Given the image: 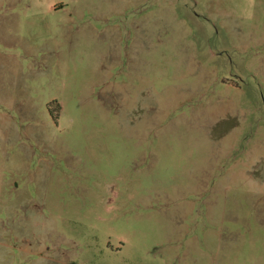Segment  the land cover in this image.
Wrapping results in <instances>:
<instances>
[{
    "label": "rangeland",
    "instance_id": "rangeland-1",
    "mask_svg": "<svg viewBox=\"0 0 264 264\" xmlns=\"http://www.w3.org/2000/svg\"><path fill=\"white\" fill-rule=\"evenodd\" d=\"M0 264H264V0H0Z\"/></svg>",
    "mask_w": 264,
    "mask_h": 264
}]
</instances>
